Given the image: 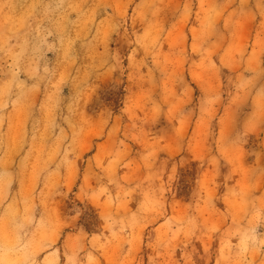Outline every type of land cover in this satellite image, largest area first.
<instances>
[{
    "label": "rangeland",
    "instance_id": "374dc122",
    "mask_svg": "<svg viewBox=\"0 0 264 264\" xmlns=\"http://www.w3.org/2000/svg\"><path fill=\"white\" fill-rule=\"evenodd\" d=\"M0 264H264V0H0Z\"/></svg>",
    "mask_w": 264,
    "mask_h": 264
}]
</instances>
